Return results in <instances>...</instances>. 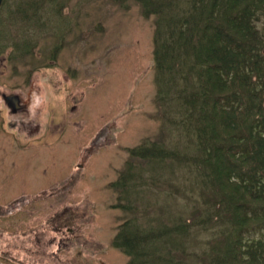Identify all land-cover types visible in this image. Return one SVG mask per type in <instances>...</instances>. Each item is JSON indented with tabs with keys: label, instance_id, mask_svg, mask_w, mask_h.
<instances>
[{
	"label": "rangeland",
	"instance_id": "obj_1",
	"mask_svg": "<svg viewBox=\"0 0 264 264\" xmlns=\"http://www.w3.org/2000/svg\"><path fill=\"white\" fill-rule=\"evenodd\" d=\"M153 28L132 0L2 1L0 91L20 94L28 108L10 114L0 96V264H127L111 242L130 215L115 208L110 184L128 150L154 138L190 161L144 167L150 184L137 190V203L174 216L215 215L218 195L192 161L202 157L193 128L177 107L156 101ZM171 113L181 122H169ZM217 187L234 192L224 177ZM227 219L223 212L194 229L189 249L204 263L237 237ZM259 226L241 238L264 240Z\"/></svg>",
	"mask_w": 264,
	"mask_h": 264
},
{
	"label": "trees",
	"instance_id": "obj_2",
	"mask_svg": "<svg viewBox=\"0 0 264 264\" xmlns=\"http://www.w3.org/2000/svg\"><path fill=\"white\" fill-rule=\"evenodd\" d=\"M132 1L145 18L153 17L156 101L172 113L177 107L193 128L202 157L192 161L218 196L212 200L215 215L201 217L196 210L182 217L165 206L138 204L137 190L150 184L144 167L190 161L158 138L146 140L128 150L125 170L110 184L115 208L130 215L113 248L128 257L127 264H186L189 258L208 264L188 241L194 229H207L224 212L237 237L221 252L214 249L209 264H264V240L241 238L244 228L264 225V27H257L264 0ZM172 113L169 122H181V114ZM220 163H226L223 170ZM219 176L232 182V195L218 191Z\"/></svg>",
	"mask_w": 264,
	"mask_h": 264
},
{
	"label": "flooded vegetation",
	"instance_id": "obj_3",
	"mask_svg": "<svg viewBox=\"0 0 264 264\" xmlns=\"http://www.w3.org/2000/svg\"><path fill=\"white\" fill-rule=\"evenodd\" d=\"M0 96H1V102L3 103L4 106H6V109L10 114H21L22 112H26L28 106H26L25 103L21 101L22 96L20 94H4V92L1 93L0 91ZM24 121L21 120V124H23ZM38 129V128H37ZM35 129V132H38V130ZM40 131V130H39ZM28 141L34 140V143H38L39 137L38 138H28L25 139ZM12 143L15 144V140L12 139ZM18 145V143H16Z\"/></svg>",
	"mask_w": 264,
	"mask_h": 264
},
{
	"label": "water",
	"instance_id": "obj_4",
	"mask_svg": "<svg viewBox=\"0 0 264 264\" xmlns=\"http://www.w3.org/2000/svg\"><path fill=\"white\" fill-rule=\"evenodd\" d=\"M2 1H3V0H0V7H1V5H2Z\"/></svg>",
	"mask_w": 264,
	"mask_h": 264
}]
</instances>
